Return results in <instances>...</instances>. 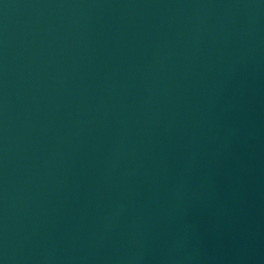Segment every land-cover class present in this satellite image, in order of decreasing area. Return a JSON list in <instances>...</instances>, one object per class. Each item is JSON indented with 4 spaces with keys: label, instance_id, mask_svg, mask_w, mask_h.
<instances>
[{
    "label": "water",
    "instance_id": "obj_1",
    "mask_svg": "<svg viewBox=\"0 0 264 264\" xmlns=\"http://www.w3.org/2000/svg\"><path fill=\"white\" fill-rule=\"evenodd\" d=\"M0 264H264V0H0Z\"/></svg>",
    "mask_w": 264,
    "mask_h": 264
}]
</instances>
